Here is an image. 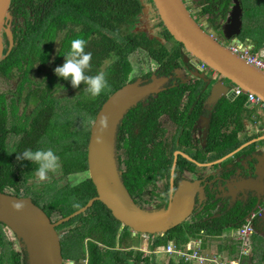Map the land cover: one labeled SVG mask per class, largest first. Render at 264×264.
<instances>
[{"label": "flooded vegetation", "instance_id": "obj_1", "mask_svg": "<svg viewBox=\"0 0 264 264\" xmlns=\"http://www.w3.org/2000/svg\"><path fill=\"white\" fill-rule=\"evenodd\" d=\"M182 2L194 20L217 39L222 37V26L229 16L233 4L237 2L241 7L242 26L244 16H246L251 4V0H182ZM19 5L21 6L20 1ZM16 7L18 5H9L8 12L10 17L5 25V28H9L11 31V49L17 44L16 35L20 32L19 20L22 18V16L18 17ZM142 8L133 26L135 24H144L142 17L145 13L144 7ZM245 18L247 19V17ZM74 26L79 27V25ZM157 26H159V23ZM136 27L135 29L133 27L135 32H141L150 39H156L168 49L173 46L172 40L165 39L163 27L157 28L158 35L152 33L155 28L154 23L151 24L149 22V25L143 28ZM40 31H42L41 28ZM63 35V31H58L52 40L47 37H40V58L42 54L47 57L46 63H41L40 59V87L45 80L42 76L46 72L51 74V77H53L51 81L54 83L52 94L56 97L59 96L57 109L68 107L65 103L69 102L71 103L70 107L73 106L77 112L81 113L82 110L76 108L77 103L83 99L92 103L93 81H99L100 73L112 63L114 56L103 58L104 60L100 63L101 72L97 73V77L94 80L92 77L93 53L97 57H101L103 53L92 50L93 44L90 41L91 38H89L87 42L85 41L88 48H81L79 52L68 55L64 51V54L59 56ZM1 36L3 38V54H5L9 47L5 29H2ZM45 47L49 48L48 54L44 53L43 49ZM138 50L136 49L129 54L128 59L132 64V69L128 74L127 80L116 89L127 82L137 79L147 82L151 80L153 75L168 76L169 80L161 87L158 93L148 95L145 99L128 109L117 127L115 137L117 167L121 180L132 199L142 207L165 206L180 182L183 180L197 181L198 186L194 197V205L186 220L189 222L203 220L208 223L212 219L219 217L224 210H228L236 204L246 205L250 203L254 199L251 196L252 192L246 190L245 194H242L237 186L241 181L251 179L254 176L253 162L248 161L249 152L243 148L238 154L236 153L237 155L234 154L230 157L232 162L233 159L239 157L240 153L244 154L242 159H240V172L238 173L234 169L228 174L230 178L227 181V186H230V188L226 189L222 187L219 177H221L222 168H226L227 163L231 162L223 163V161H218L220 157H214L219 147V137L217 135L214 136L213 147H209L208 138L210 135L211 116L207 96L214 84L213 80L207 84L201 79L200 75L204 71L198 70L197 63H195L193 57L184 53L183 48L181 49L179 65L173 67L167 74L160 73L163 70L156 61L148 64V61L145 60L141 65V61H139L137 56L139 54L137 53ZM62 73L65 74L61 77ZM66 74L69 75V78H67ZM205 77L208 76L205 75ZM37 79H39L38 76ZM103 80L106 82V79L102 76L101 81L103 82ZM171 87L175 89H169ZM167 89L169 90L167 91ZM113 91L108 92L107 97ZM180 93L181 98H175ZM161 96L167 97L161 98ZM222 98L224 97L220 99ZM34 104L35 101H31L27 112L32 110L31 107ZM21 105H23V102ZM20 108H23V106H20ZM85 115L91 116V110H85ZM245 115L241 121V128L238 130L239 134H245L246 124L251 123ZM252 116L256 117L257 120L259 119L258 124L262 125L264 123L261 112L258 110ZM234 127H236L234 122L229 124L230 130H234ZM12 136L9 138L12 154L24 153L26 159L36 161V167L29 175L27 171L22 172L24 166L17 167L19 169V171L16 170L19 179L18 183L15 189L8 193L29 197L47 214L51 222H57L64 217L60 212L59 206L55 205L58 194L62 189L73 187L81 179L86 180L89 177L88 165L86 170H73L77 161H80V165H82L84 153L87 164V143L85 147L82 145L86 134H73V137H64L63 134H40L38 145L29 149L16 148L17 139ZM61 139L74 143L69 149H62L60 145ZM211 152H213V156ZM66 160H68V165L65 168L64 162ZM205 163H211V166L205 167ZM233 164L235 165L236 163L234 162ZM208 173L213 174L209 180L205 178ZM223 176L227 177V174L223 173ZM206 183L208 184L204 186V197V193H200V189L202 190V185ZM129 187L132 188L134 195ZM258 188L259 191L256 192L264 193V179L261 180V185ZM236 189L238 191L234 192ZM75 197L76 194L72 193L70 199L75 201L76 199H73ZM103 215L102 213L100 217ZM76 216L78 215L57 224L55 227L59 234L62 263L90 264V242L99 249L107 248L108 245H105L98 238L99 234L96 236L89 234L81 238L76 231L82 226L83 221L76 219ZM96 222H98V218L95 219L94 223ZM105 226H107L106 221L102 224L103 228ZM125 227L119 226L117 234L127 231L128 238H125L127 242L125 243V239L118 242L117 236L115 244L110 246L111 249L128 251L132 248L133 250H139L138 246L127 244L130 242V238L134 236H131L130 229ZM13 251L20 258V264H23L24 259L26 264V253L20 245V240L8 226L0 222V264H17L12 261ZM131 262L134 261L131 259Z\"/></svg>", "mask_w": 264, "mask_h": 264}, {"label": "trees", "instance_id": "obj_2", "mask_svg": "<svg viewBox=\"0 0 264 264\" xmlns=\"http://www.w3.org/2000/svg\"><path fill=\"white\" fill-rule=\"evenodd\" d=\"M10 4L18 5L16 7L18 17L22 16V18L19 20L20 32L16 35L17 44L0 59V76L6 78L15 76L17 78L14 90H0V191L2 192H10L15 189L19 180L16 170L19 171L20 166H24L22 172L27 171L28 175L36 167V161L26 159L24 153L12 154L9 141L11 135L17 139L16 148L23 149L37 146L40 134H63L64 137H73V134L82 133L86 134L82 145L85 147L87 143L90 123L84 131L79 130L76 126L77 123L69 119L67 114L65 115L67 111H74L75 116L80 114L73 106L64 109L63 114L57 111L59 96L56 97L52 94L54 83L51 81L53 78L51 74L46 72L42 76L45 80L40 87V59L41 63L47 61V57L43 54L40 58V37H47L52 40L58 31H63L59 56H62L64 51L68 55L79 52L81 48H88L85 41L87 42L91 38L92 50L103 53L101 57H97L93 53L92 77L94 80L97 73L101 72L100 63L104 60L103 58L114 56L112 63L100 73L99 81H93L92 103L86 99L77 103L76 108L82 110L83 113L85 110H91L90 118L92 117V119L107 97V93L112 92L127 80L132 69L128 56L132 51L139 49L137 56L141 65L148 59L156 61L163 70L160 73L167 74L173 67L179 65L181 49L183 48L182 43L174 40L168 30L164 28L160 18L159 24L164 28L165 39L173 41V46L169 49L156 39H150L146 34L133 30V23L137 20L142 7L145 6L144 0H10ZM250 8L248 9L249 12ZM263 8L260 6V9ZM246 17L252 19L255 16L252 17L247 13ZM73 24L79 25V27H75ZM256 27L258 28V25ZM242 35L245 37L243 27ZM43 50L45 54H48V47ZM33 73L37 74L39 79L34 78ZM64 74L62 73L61 77ZM102 76L106 82L101 81ZM169 89L174 90L175 88ZM166 97L161 96V98ZM175 98H181V93ZM31 101H35V104L31 107L32 110L27 112ZM22 102L23 110L20 111ZM245 102L246 96L241 94L232 100L224 97L214 107L208 138L211 148L213 147L214 136L219 137V147L214 157H222L242 143V134H239L238 130L242 125ZM233 122L236 127L234 130H230L229 124H233ZM73 143L61 139L60 145L62 149H69ZM211 153L213 156V152ZM80 164V161H77L73 170L87 169L85 153L82 165ZM67 165L68 160L64 162V167L66 168ZM129 189L134 195L132 188L129 187ZM72 193L76 194V197L73 198L76 199L75 201L70 199ZM95 195V186L88 177L86 180L81 179L73 187L62 189L55 205L59 206L61 214L65 216L84 205L87 200ZM254 204L255 199L246 205L236 204L232 208L224 210L219 217L212 219L210 223L203 220L193 222L186 220L161 236L149 235L147 248L152 253L148 254L132 248L128 251L111 249L110 246L115 244L117 236L119 242L126 237L128 238V232L117 234V229L122 224L112 216L110 210L99 200H95L83 213L75 217L83 221L82 226L84 227L81 226L76 233H79L81 238L89 234H94V236L99 234L98 238L109 246V248L107 246V248L99 249L90 242V264H158L155 263L154 250L163 249L168 241L172 240L178 246H183L192 238L219 237L225 228L237 229L245 222ZM102 213L104 215L100 217ZM96 218H98V222L94 223ZM105 221L107 226L103 228L102 224ZM127 229L129 228L127 227ZM253 235H256V232ZM12 255V261L20 264V258L14 251ZM262 257H264V246ZM131 259L134 262H131ZM186 262L179 259L177 263L171 260L170 264H187ZM22 263L25 264V259Z\"/></svg>", "mask_w": 264, "mask_h": 264}, {"label": "water", "instance_id": "obj_3", "mask_svg": "<svg viewBox=\"0 0 264 264\" xmlns=\"http://www.w3.org/2000/svg\"><path fill=\"white\" fill-rule=\"evenodd\" d=\"M151 1L164 28L174 40L182 43L184 53L193 57L198 70L204 71L200 75L201 79L207 84L216 79L207 96L210 116L221 97L228 100L236 97V86L254 93L264 102V72L230 51L222 41L227 39L230 43L235 42L241 45L246 43L245 37L242 36V10L237 2L233 4L222 26V37L217 39L194 20L182 0ZM9 5L10 0H0V59L9 52L12 46L11 31L5 28L10 17ZM2 29H5L9 40V47L5 54H3ZM201 63H204L207 69H203L200 66ZM168 80V76L153 75L147 82L141 79L127 82L103 101L90 125L87 142L88 173L95 186L96 195L79 209L57 222H51L47 214L29 197L0 191V222L8 226L20 240V245L26 253V264H63L59 234L55 227L84 212L95 200L101 201L122 226L128 227L131 236H137L139 233L161 236L188 219L194 205L197 181L183 180L180 182L165 206L142 207L129 194L121 180L116 162L115 137L124 114L148 95L158 93ZM244 106L246 109H251L254 105L246 100ZM259 125L255 123V127ZM246 145H239L220 157L218 161L232 157ZM261 149L256 147L248 153V161L253 162L252 166L255 169L254 176L237 184L240 193L245 194L246 190L252 192L251 196L255 199L252 210L260 207L264 199V193L256 192L259 191L258 187L264 179L261 171L263 165ZM243 156V153L240 154L227 164L226 168L221 169L222 174L219 180L223 188H230L227 186L230 178L228 174L234 169L240 172V159ZM234 162L237 165H234ZM204 166L209 167L211 163H205ZM223 173H226L227 177L223 176ZM212 175L208 173L205 178L209 180ZM207 184L202 185L203 191L200 189V193H204V186Z\"/></svg>", "mask_w": 264, "mask_h": 264}, {"label": "crops", "instance_id": "obj_4", "mask_svg": "<svg viewBox=\"0 0 264 264\" xmlns=\"http://www.w3.org/2000/svg\"><path fill=\"white\" fill-rule=\"evenodd\" d=\"M257 2L253 3V1H251L250 7L252 8V6L257 5ZM257 6H259V7H256V8L260 9L259 3ZM251 8H250V11H251ZM261 11L264 13V8L260 9V11L258 12L259 15H260ZM248 12H249V10H247V13ZM250 20L252 22L254 19L252 18ZM261 20H262V23H261L262 27H258L255 30H252V31L250 30L249 32H245V40H246L245 44H246V46L252 47L253 52H256V53H260V52L264 53V34H263L264 17H261ZM253 24L255 25L254 21H253ZM223 40H227V39H223ZM257 109L255 106H253L251 109L245 108V113H244V114H246L245 117L246 118L248 117L251 123L246 124L247 129L244 130V131H246V133L241 135V139H242L241 144L246 145L249 143L248 145L244 146L245 151H248V152L253 151L256 147H258L260 149L263 148V149H261L263 151V154H262L263 155L262 156L263 157L262 172H263L264 171V123L261 126L259 125L258 127H255V123H259V121H258L259 119L257 120V118L253 117L252 115L255 111H257ZM258 111L261 112L262 120L264 122V112H262L261 110H258ZM243 120L245 121V119H243ZM254 139H256L255 142H254ZM238 152H236V153L238 154ZM230 159H231L230 157L225 159L223 161V163L224 162H231ZM227 164H229V163H227ZM254 205H253V207H254ZM253 223L255 226V232H256L257 236L253 235V234L250 236V238H249L250 254L247 256H244V258L242 260V264H264V257H262L263 246H264V208L260 212L259 216L254 219ZM229 228H232V227H229ZM234 230L235 231L233 233L228 232L227 234H225L223 231L219 237L201 236V237L189 239L188 242H192V245H197L196 240L200 239V243L198 244V246H199V249L201 252L206 253L208 255H221L222 257H225V258H231V257L236 256L238 253L237 241L235 240L236 228ZM255 232H253V233H255ZM141 235L149 240V237L147 238V236H145L143 234H141ZM234 246H236V248H233ZM256 247H258V248L256 249ZM139 250L144 252V254L152 253V251H150L147 248V244H146V247H139ZM153 254H154V259L157 258L156 255L161 256V257L159 256V259L157 260L158 264H170L171 260H173L174 262L177 263V261L180 259L175 254L167 253L162 248L154 250ZM186 263L187 264H198L196 261H187ZM203 264H208V263H203Z\"/></svg>", "mask_w": 264, "mask_h": 264}, {"label": "built area", "instance_id": "obj_5", "mask_svg": "<svg viewBox=\"0 0 264 264\" xmlns=\"http://www.w3.org/2000/svg\"><path fill=\"white\" fill-rule=\"evenodd\" d=\"M227 48L244 59L247 63L264 72V53L253 52L252 47L241 45L235 42H229V40H222ZM203 69H207L204 63H201ZM244 94L246 100L250 101L252 105L258 106L264 112V102L252 92L245 91L239 86L235 87V95ZM264 208L263 204L257 209L251 210L247 215V219L237 229L236 235L238 239V253L231 258H225L221 255H208L200 251L198 244L200 239L196 240L197 245H192V242H187L183 246H178L172 240L168 241L163 248L167 253H173L184 261H196L198 264H242V257L250 254L249 251V237L254 232L252 221L257 218L260 212Z\"/></svg>", "mask_w": 264, "mask_h": 264}, {"label": "rangeland", "instance_id": "obj_6", "mask_svg": "<svg viewBox=\"0 0 264 264\" xmlns=\"http://www.w3.org/2000/svg\"><path fill=\"white\" fill-rule=\"evenodd\" d=\"M251 1H253V3H256L258 1L257 5L259 3L260 6L264 7V0H251ZM144 2H145V6H144V13L145 14L142 17L143 20H144V24H138V25L135 24L134 29H135L136 26H137L136 28L146 27V26L149 25V22H150L151 24L154 23V25H155V28L153 29L152 33L153 34L156 33L158 35L159 33L157 31V28L160 29L162 27L160 24H159L160 27L157 26V24L159 23L158 13H157V11H156V9L154 7V4L152 2H150L149 0H144ZM257 5L253 6V10L248 12V13H249V15H252V17L255 16L253 18L254 19L253 21L255 22L256 25H258V27H262V25H261V23H262L261 17H264V13L262 12L263 11L262 10L260 15L258 14L260 9L256 8V7H259ZM245 17L246 16H244V22H243V26H242L243 27V31L249 32L250 30L252 31V30L257 29V27L253 24V21L251 22V20L249 18L246 19ZM160 37L162 38V36H160ZM241 38H243V37H241ZM146 61H148V64H149V62L150 63L153 62L150 59H148ZM33 75H34V78H37V75L35 73H33ZM215 81H216V79H213V82H215ZM16 82H17V78L15 76L12 77V78H6V77H3V76H0V90H2V91L12 90V89L15 88V83ZM65 104L68 105V107H64V108L60 107L59 109H57V111L60 112L61 114H63L64 109L70 108V106H71V103H69V102H66ZM21 106H23V105H21ZM255 107H256V109L258 108L257 106H255ZM19 110L22 111L23 108H20ZM257 110H259V108ZM66 114L68 115L69 119H72V120H74L77 123L76 126H77V128L79 130L84 131L87 128V126L89 125V123L91 124L92 117L90 118V116L89 117L86 116V115L84 116L83 112H81L78 116H75L76 113L74 111H72V112H70V111L68 112L67 111V112H65V115ZM78 134H82V133H78ZM14 138H16V137L14 136ZM252 224H254L253 221H252ZM234 231L235 230L233 228H226L224 230V233L225 234H227L228 232L233 233ZM143 235L147 236V238L149 237V235H147V234H143ZM235 240L238 242L237 235H236ZM124 241H125V243L127 242V240H124ZM124 241H123V243H124ZM127 244L128 245L131 244V245L138 246V247H146V244L148 245V239H146L144 236H142L139 233L137 236L131 237L130 238V242L127 243ZM257 248L258 247H256V249ZM159 256L160 255H156L157 258H155V263H158L157 260L159 259Z\"/></svg>", "mask_w": 264, "mask_h": 264}, {"label": "clouds", "instance_id": "obj_7", "mask_svg": "<svg viewBox=\"0 0 264 264\" xmlns=\"http://www.w3.org/2000/svg\"><path fill=\"white\" fill-rule=\"evenodd\" d=\"M254 106H256V105H254ZM257 107H258V106H257ZM259 110H261V109L259 108ZM261 111H262V110H261ZM262 112H263V111H262ZM262 204H263V201H262ZM262 204H261V205H262ZM253 225H254V224H253ZM253 227H254V226H253ZM254 231H255V227H254Z\"/></svg>", "mask_w": 264, "mask_h": 264}]
</instances>
